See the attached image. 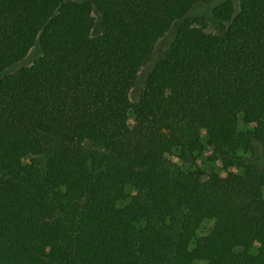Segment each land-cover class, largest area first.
<instances>
[{
    "label": "trees",
    "instance_id": "16d2710c",
    "mask_svg": "<svg viewBox=\"0 0 264 264\" xmlns=\"http://www.w3.org/2000/svg\"><path fill=\"white\" fill-rule=\"evenodd\" d=\"M198 262L264 264V0H0V264Z\"/></svg>",
    "mask_w": 264,
    "mask_h": 264
},
{
    "label": "rangeland",
    "instance_id": "374dc122",
    "mask_svg": "<svg viewBox=\"0 0 264 264\" xmlns=\"http://www.w3.org/2000/svg\"><path fill=\"white\" fill-rule=\"evenodd\" d=\"M208 7H205L204 10H206ZM201 10V9H200ZM198 11V10H196ZM196 13V12H194ZM212 27L208 26V29H211ZM166 41H162L161 44L159 45V48L161 49L164 48V44ZM163 46V47H162ZM40 51L38 49H33L31 53L26 57V59L23 61L22 65H28L31 64L38 56H39ZM128 123L130 126H133L135 124V119L133 115H130ZM249 128V126L244 125L243 123L240 124L239 130L240 131H246ZM201 135L205 144L204 151L199 157L197 158L196 161H194L191 164H186L184 163L180 158L178 151L175 149H170L166 153L165 157L167 159H170L173 162L178 163L180 166H182L186 170H198V172L201 175L202 180H213L215 182H218L219 179L227 176V174L230 171H237L236 167H230V168H225L223 166V163L219 160L217 161H212V148L208 144V139L210 136V131L207 129H204L201 131ZM239 154L242 155L243 157H247L248 153H245L243 151H239ZM23 163H28V158H25L23 160ZM133 193V191H131ZM127 201H122L119 203L120 206L124 205ZM215 218H216V212H211L208 216V218L205 220L203 227L201 230L198 232V235H205L208 233V231L213 228L214 223H215ZM198 264H202L201 262H198Z\"/></svg>",
    "mask_w": 264,
    "mask_h": 264
}]
</instances>
